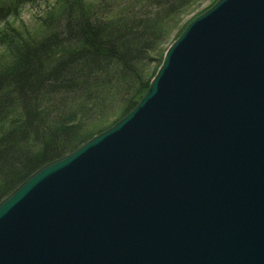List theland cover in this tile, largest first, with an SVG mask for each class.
Wrapping results in <instances>:
<instances>
[{
    "label": "water",
    "instance_id": "1",
    "mask_svg": "<svg viewBox=\"0 0 264 264\" xmlns=\"http://www.w3.org/2000/svg\"><path fill=\"white\" fill-rule=\"evenodd\" d=\"M202 15L124 119L0 203V264H264V0Z\"/></svg>",
    "mask_w": 264,
    "mask_h": 264
},
{
    "label": "trees",
    "instance_id": "2",
    "mask_svg": "<svg viewBox=\"0 0 264 264\" xmlns=\"http://www.w3.org/2000/svg\"><path fill=\"white\" fill-rule=\"evenodd\" d=\"M195 1L0 0V201L138 104L149 83L132 77L149 60V38L157 41ZM25 5L54 15L57 25L47 29L39 17L36 32L14 29L7 18Z\"/></svg>",
    "mask_w": 264,
    "mask_h": 264
},
{
    "label": "rangeland",
    "instance_id": "3",
    "mask_svg": "<svg viewBox=\"0 0 264 264\" xmlns=\"http://www.w3.org/2000/svg\"><path fill=\"white\" fill-rule=\"evenodd\" d=\"M44 1L49 2L51 0H44ZM88 1H90V0H88ZM219 1L220 0H196L192 4L190 9L184 15H180L176 19L177 21L175 20L176 23L174 21L169 26L163 28L161 30L162 32H160L159 34H156L155 37H157V41L155 39H151V41H149L151 38L150 37L148 40V47L145 48L146 51H148V50L151 51V54L149 56V60H147V61H145V63H143L142 67L138 71V75H135L132 78L138 80L139 85H141L140 83H146V82H148L149 85H151L152 81L155 79V77L157 76V74L159 73L161 68L163 67V63L165 61V57H166L168 50L181 38V36L186 32L187 27L195 19L199 18L203 13L208 11L210 8H212ZM39 9L40 8L37 7V5H35V6L25 5L20 9L17 16L7 18V23H10V26H12L16 30H19V29L22 30L24 28H28L29 30L36 32L37 25L41 24V21H39V17H42L44 19V21H48L49 26L47 29H50V28L52 29L53 27H55L58 23L57 17H55L54 15H37V14H39ZM61 16H63V15H58L59 18H61ZM73 16H74V18L77 17V15H73ZM110 16L112 17L114 15H110ZM134 16L137 17L140 21V18L142 19L144 15H134ZM157 16L158 15H147V17H151L149 20H152L154 17L157 18ZM111 17L108 18V21ZM116 18H118V15H116L115 19H113L111 21V24H110L111 26L115 25ZM143 24L147 25L148 23L147 24L143 23ZM62 26H63V24L61 23L60 27H62ZM111 26L107 25V29L110 28ZM147 26H150V25H147ZM3 27H4V25L1 24L0 29H3ZM61 30L59 29V32ZM152 33L155 35V32H152ZM51 56L56 57V54L53 52V54ZM1 61H2V59H0V62ZM134 89H135V91H134ZM137 90L138 89H136L134 87V88H132L131 91L136 92ZM131 95H132V93H129V97H131ZM129 97L126 99V102L127 101L131 102L132 98H129ZM124 115L125 114L123 113V116L121 118H119V120H117V122L114 125H113V123H111V125H109L110 126L109 128H105L106 130L104 129L100 133H104V132L110 130L112 127H114L117 123H119L123 118H125L127 116V115H125V116ZM113 120L115 121L116 118ZM76 150H78V149H75L72 152H75ZM47 164H49V163H47Z\"/></svg>",
    "mask_w": 264,
    "mask_h": 264
},
{
    "label": "bare ground",
    "instance_id": "4",
    "mask_svg": "<svg viewBox=\"0 0 264 264\" xmlns=\"http://www.w3.org/2000/svg\"><path fill=\"white\" fill-rule=\"evenodd\" d=\"M201 16H203V15H201ZM256 85L257 86H260V85H264V77H262V78H258V80L256 81ZM149 87H151V85H148ZM263 99H264V93H261V94H256V95H254V97H253V101L250 103V106H251V108H253V109H257V108H260L261 106H262V101H263ZM217 100H221V97H218L217 98ZM264 105V104H263ZM261 108H263V106L261 107ZM124 119V118H123ZM101 134V133H100ZM99 135V134H98ZM97 136V135H96ZM95 137V136H94ZM94 137H92V138H94ZM91 138V139H92ZM82 146V145H81ZM81 146H79L77 149H79ZM77 151V150H76ZM75 152H70L69 154H66L65 156H63V157H61V158H59V159H64V160H66L65 158H67L68 159V157H70L71 155H73ZM59 159H57V160H59ZM46 165H48V164H45V165H43L42 167H40L39 169H37L36 171H34L31 175H29L28 176V178L27 179H25L19 186H17L15 189H13L5 198H3L1 201H0V203L2 202V201H4L6 198H8V197H10L14 192H16V191H18V189L24 184V183H26L28 180H29V178L30 177H37L36 175H37V173H39V171L42 169V168H44ZM192 166H193V163L192 162H189L188 164H185L184 165V167H186V168H189V170L192 168ZM165 218H167V217H165ZM28 220H30L31 221V219H28Z\"/></svg>",
    "mask_w": 264,
    "mask_h": 264
}]
</instances>
